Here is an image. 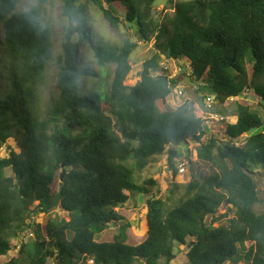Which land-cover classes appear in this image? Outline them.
<instances>
[{
  "label": "trees",
  "instance_id": "obj_1",
  "mask_svg": "<svg viewBox=\"0 0 264 264\" xmlns=\"http://www.w3.org/2000/svg\"><path fill=\"white\" fill-rule=\"evenodd\" d=\"M82 1L74 0L85 12L89 4L97 7L115 30H135L139 41L154 44L155 54L143 64L137 84L128 87L139 41L125 39L121 47L101 43L94 50L103 67H116L114 78L96 81L94 72L93 86L80 88L76 49L62 43L56 58L54 34L11 15L12 0H0V264H172L177 244L189 247L187 264H229L248 244L245 259L264 264V213L256 211L262 202L264 120L242 99L253 91L264 112V0H188L172 3L171 13L162 11L159 18L157 0ZM162 57L189 63L187 76L200 86L195 93L204 88L220 104L240 98L235 123L223 122L224 140L203 142V108L186 102L160 110L158 102L178 86ZM52 63L58 93L44 107L42 87ZM191 143L197 144L198 162L210 171H198L186 186V199L169 209L165 200L150 197L147 238L138 246L128 244L129 225L119 228L113 242H96V236L124 221L117 208L134 196L151 195L157 185L152 179L138 184L135 170H146L168 149L176 177L178 148ZM5 147L10 154L3 158ZM58 207L69 221L49 222L45 235L37 231V240L23 247L19 258L4 263L29 220ZM222 208L226 212L217 217ZM224 220L228 226L217 225Z\"/></svg>",
  "mask_w": 264,
  "mask_h": 264
},
{
  "label": "rangeland",
  "instance_id": "obj_2",
  "mask_svg": "<svg viewBox=\"0 0 264 264\" xmlns=\"http://www.w3.org/2000/svg\"><path fill=\"white\" fill-rule=\"evenodd\" d=\"M87 0H83L82 2L86 3ZM188 0H157L155 5L154 14L159 18L161 12L171 13L170 6L171 4H175L178 2H183ZM118 14L121 18L124 19V12H122L119 8L115 6ZM88 12L98 16L100 21L107 27L108 32L110 33V39L108 40L113 46L121 47L125 39L132 40L133 42L139 41L138 36H136L135 30H128L126 27H121L120 30H115L111 27L109 22L105 19L103 13L92 4L88 5ZM2 49V48H1ZM0 49V76L2 77L3 69H1V64L4 57L2 56L3 49ZM54 50L55 57L57 58L62 51V42L60 39L54 34ZM155 54L154 44L153 43H145L139 41L137 50L131 56V65L132 72L128 76L125 85L128 87H133L140 80V73L143 70V64L151 59ZM161 64L166 68L167 75H170L172 79L178 80V86L183 89L185 96L183 98H177L176 95H171L166 101L158 102V107L161 111L167 110H176L178 107L182 106L186 102L192 103L194 106L198 108H203L206 112V136L203 139V142H206L211 137L218 138L219 140H224L225 138V129L226 125L223 122L230 124L227 119H234L236 110H237V102L227 101L225 104H220L216 102L212 105L211 108L207 107L204 98L209 96L206 93V90L201 89L200 94L194 92V88H189L183 84V79L190 73L189 63L186 60L173 61L168 60L166 57H162ZM249 68V67H248ZM116 67L114 65H107L101 69L95 71L96 75L93 77L96 81L100 82H108L111 83L114 78V71ZM250 69V68H249ZM201 85V84H200ZM93 86V84H92ZM91 86V87H92ZM203 86V84H202ZM2 89V83L0 82V90ZM58 93V85H57V68L55 63H52L47 70L46 78L44 81V85L42 87L41 93V103L44 107H46L51 99L55 97ZM244 100L249 102L250 106L253 110L257 111L262 119L264 120V112L260 107L261 99L253 92L248 91L245 95H243ZM240 100V99H239ZM201 103L203 105H201ZM166 109V110H165ZM221 118H225L224 121ZM232 122V121H231ZM248 135H244L241 140L245 141ZM11 143V147H15L16 145L13 142ZM10 146V145H9ZM197 144L191 143L189 146H181L178 148V151L181 155L180 158L177 159V166L181 163H186L187 172L183 175L178 173L176 177L173 176V172L170 170L168 166V149L162 155L156 156L152 158L150 166L144 171L135 170V180L138 184H142L145 180H154L157 185L155 187H151V195L148 196H134L130 202H128L125 206L119 207L116 209L120 213V215L124 218L123 222L118 223L117 225H111L107 230H105L102 234L96 236V242L98 243H111L114 240L115 235L118 234L119 228L122 225H129L128 236L129 241L128 244L130 246H138L143 243L147 238V209L146 204L147 200L150 197L158 198L165 200L167 202L168 208L171 209L175 205H177L180 201L186 199V186L198 175L199 172H209L210 168L207 167L206 164L198 162L197 153H196ZM16 153H20L19 149L16 147ZM10 154V149L5 147L1 151V157H8ZM193 163V164H192ZM127 165L131 168L134 167V162L129 161ZM194 166V167H193ZM195 170H194V169ZM134 169V168H133ZM166 173V176L163 174ZM13 172L11 170H7V176L13 177ZM259 182V194L262 202L260 205L256 207L257 213H264V177L258 178ZM60 177L58 176L54 186L53 191L57 192L59 190ZM171 196V200H168V197ZM37 203L34 204L36 206ZM226 212L225 208L221 209V213H217L216 216H220ZM58 220L60 222L69 221L68 214L63 212L59 207L53 210L50 214H39L34 216L33 219L29 220L28 224L30 225L27 228L26 232L20 234L17 238L12 240V250L10 253L2 258L4 263H7L13 259L19 258L22 248L31 246L36 240L37 235L36 232L40 231L45 235L46 227L49 222H53ZM218 226H228L229 221L224 220L217 224ZM68 241H71V236L68 235ZM250 244L245 246V251L241 252L240 255L235 257L229 264H254L253 262H249L245 259V255L250 248ZM27 250V249H26ZM189 251V247L181 246L177 244L175 246V254L177 255V259L172 264H187L188 256L187 253ZM49 264H54L51 260ZM87 264H90L88 262Z\"/></svg>",
  "mask_w": 264,
  "mask_h": 264
},
{
  "label": "clouds",
  "instance_id": "obj_3",
  "mask_svg": "<svg viewBox=\"0 0 264 264\" xmlns=\"http://www.w3.org/2000/svg\"><path fill=\"white\" fill-rule=\"evenodd\" d=\"M10 14L75 48V83L83 89L92 86L94 72L103 68L94 48L111 38L98 16L83 11L74 0H12Z\"/></svg>",
  "mask_w": 264,
  "mask_h": 264
},
{
  "label": "built area",
  "instance_id": "obj_4",
  "mask_svg": "<svg viewBox=\"0 0 264 264\" xmlns=\"http://www.w3.org/2000/svg\"><path fill=\"white\" fill-rule=\"evenodd\" d=\"M173 95H176L177 98H183L185 96V93H184V88L181 89L179 86H177L174 90H173ZM240 98H230L228 99V101L230 102H236V101H239ZM215 104V100L212 96H207L206 97V105L207 107L211 108L212 105ZM222 121L225 120V118H221ZM226 120H229L230 124H234L235 122V119H227ZM232 121V122H231ZM242 143H237L236 145L239 147ZM178 168V171L180 174H185L187 172V168H186V163H181L177 166ZM173 174V173H172ZM167 174L164 173L163 176H166ZM90 264H94V261H90Z\"/></svg>",
  "mask_w": 264,
  "mask_h": 264
},
{
  "label": "water",
  "instance_id": "obj_5",
  "mask_svg": "<svg viewBox=\"0 0 264 264\" xmlns=\"http://www.w3.org/2000/svg\"><path fill=\"white\" fill-rule=\"evenodd\" d=\"M183 84L185 85V86H187V87H191V88H199L200 86L199 85H197L196 83H194L192 80H191V78L189 77V76H185L184 77V79H183ZM65 175H66V172L64 171L63 173H62V175H61V179H60V181H62L63 179H64V177H65ZM86 260V259H85Z\"/></svg>",
  "mask_w": 264,
  "mask_h": 264
}]
</instances>
